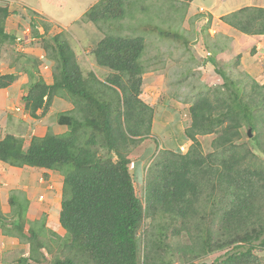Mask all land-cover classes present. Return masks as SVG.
Here are the masks:
<instances>
[{
	"label": "trees",
	"instance_id": "obj_1",
	"mask_svg": "<svg viewBox=\"0 0 264 264\" xmlns=\"http://www.w3.org/2000/svg\"><path fill=\"white\" fill-rule=\"evenodd\" d=\"M171 1L188 4L193 0ZM9 14L7 7L0 6V47L20 38L6 32ZM29 15L35 37L42 39L47 53L51 52L56 73L49 84L33 72V67L25 69L31 77L22 98L25 109L32 118H38V113L46 114L57 97L67 96L73 105L72 112L58 117V124L68 129L63 135L48 132L44 137L34 136L28 147L13 134L0 139V162L15 168L63 172L59 221L66 232L64 238L53 233L50 240L43 229L29 226L25 199L15 196L11 219L0 205L1 230L25 238L30 245V261L175 264L164 254L182 251L181 264H201L198 260L205 256L226 251L210 264H264L260 256L264 253V85L253 81L246 90L244 83L217 67L223 85L199 95L189 108L188 152L183 154L178 148V156L170 152L156 157L151 168L159 174L147 184L143 204L136 191L141 161H132L130 155L134 146L154 138V110L141 98L145 38L105 34L91 52L96 65L110 72L100 80L94 72L85 77L76 53L62 34L42 37L37 30L40 14ZM126 17V0H100L83 20L99 29L118 22V30H122ZM220 20L240 34L264 36L263 7H243ZM41 24L47 29V23ZM155 29L163 37H182ZM17 79L16 73L0 74V89ZM246 128L255 133L250 144L244 142ZM207 135L215 138L213 151L204 155L198 136ZM149 149L155 151L152 145ZM102 151L106 156H101ZM153 153L154 159L156 151ZM205 191L208 210L199 206ZM148 211L167 219L165 225L172 228L161 226L164 232L159 238L146 235L141 240V228L148 217L152 218ZM192 225L196 234L190 245L182 247L178 238L182 231L190 232ZM172 238L177 240L175 247Z\"/></svg>",
	"mask_w": 264,
	"mask_h": 264
},
{
	"label": "rangeland",
	"instance_id": "obj_2",
	"mask_svg": "<svg viewBox=\"0 0 264 264\" xmlns=\"http://www.w3.org/2000/svg\"><path fill=\"white\" fill-rule=\"evenodd\" d=\"M10 1L20 5L21 21L18 22L16 30L19 33L18 37L22 40L2 44L0 56H3L4 59L3 63L0 64V74L7 72L5 70L9 66L13 69L11 72L14 71L18 75V79L25 78V86H28L31 81L30 74L25 72L26 68L33 67V72L37 76H41L51 83L56 73V63L50 55L51 52L45 51L42 39L35 37V30L29 24L30 12L38 11L41 20L48 24L47 29L41 24V20L38 24L37 30L43 35L42 37L52 38L57 34H62V38L69 42L77 55L85 77L94 72L100 80H104L110 74L105 68L96 65L91 54L92 49L105 34L141 35L145 38L146 49L142 58L145 74L141 98L154 110L151 131L154 138L153 142L134 146V151L130 155L132 161H141L139 172L136 174V191L143 204L145 203L147 184L159 174V171L154 169L155 167L151 168L156 157H162L165 153L170 152L178 156L179 149L183 154L188 152L191 146V141L186 137V130L190 125L189 108L199 95L212 92L223 85V79L216 72L217 67L233 80L244 83L246 90L250 89L253 81L264 85V73L261 74L262 77L258 76L255 74L254 67L250 65L261 62L258 59L256 62L253 60L255 56L252 43L238 42L237 36L241 34L235 30H211L212 25L208 20L211 16L214 17L211 13L216 12L215 8L218 7V2L197 0L198 2L201 1L199 5L202 6L201 11L198 8L197 13H192L188 10L190 3L187 4L184 1L173 3L171 0H126L128 17L122 21L123 29L118 30V22H115L112 27L101 25L99 29L94 24L83 20L90 7L100 0H14V2L13 0H0V6H10ZM225 1H228L226 4L229 7H238L247 0ZM253 3L264 7V0H253ZM206 7L211 8L207 10ZM154 27L180 34L182 37L177 39L163 37L154 31L157 30ZM215 51H217L218 56L217 54L213 55ZM219 51L221 52L219 53ZM42 55L45 58L41 61ZM212 56L214 63L210 60ZM35 61L37 64L34 67L32 64ZM12 99L9 100L4 109L0 110V139L7 134H13L22 138L25 147H28L31 138L34 136L43 137L48 132L63 135L68 130L57 122L61 113L72 112L73 105L67 96L66 98H55L47 113L43 115L39 112L38 118H32L24 109L21 97L13 96ZM15 107H21L22 110L15 111L13 110ZM249 130L246 128L243 131L244 142L247 144H250L255 136L251 130L252 137H250ZM214 138L213 135L198 136L204 155L213 151L212 141ZM151 145L155 147L156 151L154 159L152 156L155 151L149 149ZM249 147L252 148L251 145ZM101 156H106L104 151L101 152ZM169 157L175 158L171 155ZM261 158L264 159V156ZM133 167V165L130 166L132 173ZM62 174L63 172H52L51 175L41 173L30 176L31 179L29 178L28 181L17 182V187H15L17 189L15 190L22 192V187L29 186L30 188L40 187L42 189L53 187L58 189V192H63L64 177ZM7 178L6 175L3 180L8 184L5 185L8 188L11 185ZM31 192L30 190L29 194L32 197ZM207 193L205 191L199 202L201 208L208 207L206 210L210 208L205 197ZM56 205H59V201L56 202ZM148 212L152 218L148 217L142 226L141 240L146 235H149L150 238L153 235L158 237L159 233L164 232L161 226L167 227V230L172 228L170 225H165L167 219L163 220L159 215L155 217L152 211ZM41 221L38 224L34 223L37 225L34 227L43 229L45 237L52 240L51 233L47 231L45 226L46 217H43ZM194 222L192 224L196 223ZM176 227L179 228V226ZM190 229V232L182 231V235L178 238L182 247L190 245L192 237L196 234L193 225L190 226ZM176 242L177 240L172 238L171 243L174 247ZM225 252L205 256L198 260V263L210 264L216 258L223 256ZM181 254H183L182 251L176 255L168 251L164 254V258L166 260L173 259L175 264H181L179 261ZM260 256L264 257V253H260Z\"/></svg>",
	"mask_w": 264,
	"mask_h": 264
},
{
	"label": "crops",
	"instance_id": "obj_3",
	"mask_svg": "<svg viewBox=\"0 0 264 264\" xmlns=\"http://www.w3.org/2000/svg\"><path fill=\"white\" fill-rule=\"evenodd\" d=\"M200 2H198L197 0H193L188 6V10L192 13H197V9L199 8V11H201L202 6H199L201 4ZM209 2L212 3L218 2L217 3L218 7L215 8L216 12L211 13V15L213 14L214 17L212 18L211 16V18H209L208 20V22L211 23L212 25L211 30H234L230 28L228 25L224 24L220 20L221 17L230 14L234 11H237L238 9H241L243 7H249V6L261 7L255 5L253 3V0H247L245 3H243V5H239L238 7L236 6L229 7V5L226 4L228 1L225 0H209ZM10 4H11L10 6H5L8 8L10 13L6 21V32L17 38L19 36V33L16 30V27L18 26V22L21 21L20 12H19L20 5H18L15 2L14 3L11 2ZM210 8L206 7L205 9L209 10ZM212 8H214V6H212ZM35 12L40 14L38 11ZM237 37H238L237 40L240 43L241 42L252 43L254 47L253 52L255 56L253 60L256 62V60L258 59L261 62L257 64L251 63L250 65L251 67H254V69L256 70L255 74H258V76L262 77L261 74L264 73L263 70L264 63H262L264 61V36L254 38L241 34L238 35ZM17 40L21 41V38H18ZM2 48L3 47L1 46L0 49ZM220 52L221 51H219V53ZM216 54L218 56L217 51L213 52V55ZM43 57L44 55H42L41 59ZM212 58L214 59L213 56ZM3 59H4L3 56H0V64L3 63ZM11 70L13 69H11L8 66L7 69L5 70L7 72L3 74L14 73V71L11 72ZM45 81L49 84L51 83L48 82L47 80ZM25 83H26L25 78L21 77L17 79V81H15V83L12 84L10 87L5 89H0V110L5 108L9 100H13L12 99L13 96H19L21 97V99L23 98L24 92L27 91V86H25ZM66 132L67 130L65 131V133ZM44 136L45 135H43V137ZM52 172L54 171L35 169L30 167L15 168L0 162V205L4 215L8 219H11L13 217L11 213L12 212L11 202L15 201V196L21 198L22 200L25 199L28 202V208H27L28 225L37 226L36 224H38L39 222L41 223L43 217H46L45 226L47 231L51 233V236L53 233H56L58 234L59 237L64 238L66 232L61 227L59 221L60 212H61V202H62L61 191L58 192V189H54L53 187L52 188L45 187L44 189L40 187H34L35 188L34 189V188H30L29 186L22 187L21 189L22 192H20V190H15L17 189L15 188L17 187L16 186L17 182L28 181L30 176H34V175L36 176L37 174H41V173L45 175H51ZM6 175L8 176L7 178L8 183L11 185L8 186V188L7 186H5L8 184H6L5 181L3 180V178L6 177ZM30 190L32 191L31 192L32 197L29 194ZM57 201H59V205H56ZM40 226L42 225L40 224ZM25 236H28L27 232H25ZM29 257H30V245L25 240V238H21L19 236H9L5 234L0 228V264H34L32 261H30Z\"/></svg>",
	"mask_w": 264,
	"mask_h": 264
},
{
	"label": "built area",
	"instance_id": "obj_4",
	"mask_svg": "<svg viewBox=\"0 0 264 264\" xmlns=\"http://www.w3.org/2000/svg\"><path fill=\"white\" fill-rule=\"evenodd\" d=\"M13 110H15V111H21V108L15 107V108H13Z\"/></svg>",
	"mask_w": 264,
	"mask_h": 264
},
{
	"label": "water",
	"instance_id": "obj_5",
	"mask_svg": "<svg viewBox=\"0 0 264 264\" xmlns=\"http://www.w3.org/2000/svg\"><path fill=\"white\" fill-rule=\"evenodd\" d=\"M248 133H249V136H250V137H252L251 130H249V132H248Z\"/></svg>",
	"mask_w": 264,
	"mask_h": 264
},
{
	"label": "clouds",
	"instance_id": "obj_6",
	"mask_svg": "<svg viewBox=\"0 0 264 264\" xmlns=\"http://www.w3.org/2000/svg\"><path fill=\"white\" fill-rule=\"evenodd\" d=\"M21 40H22V39H21ZM44 57H45V56H44ZM44 57H43V58H44ZM43 58H42V59H43ZM42 59H41V61H42ZM24 107H25V106H24ZM19 108H21V107H19ZM24 109H25V108H24ZM21 110H22V108H21ZM132 165H133V164H132ZM133 166H134V165H133Z\"/></svg>",
	"mask_w": 264,
	"mask_h": 264
}]
</instances>
